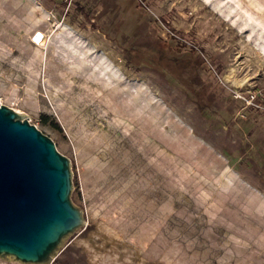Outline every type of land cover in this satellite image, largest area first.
Masks as SVG:
<instances>
[{
    "label": "rangeland",
    "instance_id": "obj_1",
    "mask_svg": "<svg viewBox=\"0 0 264 264\" xmlns=\"http://www.w3.org/2000/svg\"><path fill=\"white\" fill-rule=\"evenodd\" d=\"M0 103L70 160L47 264H264V0H0Z\"/></svg>",
    "mask_w": 264,
    "mask_h": 264
},
{
    "label": "water",
    "instance_id": "obj_2",
    "mask_svg": "<svg viewBox=\"0 0 264 264\" xmlns=\"http://www.w3.org/2000/svg\"><path fill=\"white\" fill-rule=\"evenodd\" d=\"M25 116L0 103V257L47 264L87 221L69 158Z\"/></svg>",
    "mask_w": 264,
    "mask_h": 264
},
{
    "label": "built area",
    "instance_id": "obj_3",
    "mask_svg": "<svg viewBox=\"0 0 264 264\" xmlns=\"http://www.w3.org/2000/svg\"><path fill=\"white\" fill-rule=\"evenodd\" d=\"M37 34H38V32L32 37V38H33L32 40H33L35 43H38V42L43 38V36H41L40 38L37 39Z\"/></svg>",
    "mask_w": 264,
    "mask_h": 264
},
{
    "label": "bare ground",
    "instance_id": "obj_4",
    "mask_svg": "<svg viewBox=\"0 0 264 264\" xmlns=\"http://www.w3.org/2000/svg\"><path fill=\"white\" fill-rule=\"evenodd\" d=\"M39 34H40V32L37 34V39L40 38L41 36H43V35H39ZM42 39H43V38H42ZM42 39H41V40H42ZM41 40H40V41H41Z\"/></svg>",
    "mask_w": 264,
    "mask_h": 264
}]
</instances>
